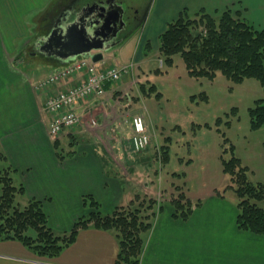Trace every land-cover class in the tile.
Returning a JSON list of instances; mask_svg holds the SVG:
<instances>
[{"label": "crops", "instance_id": "0c3cea01", "mask_svg": "<svg viewBox=\"0 0 264 264\" xmlns=\"http://www.w3.org/2000/svg\"><path fill=\"white\" fill-rule=\"evenodd\" d=\"M74 1L0 0V153L6 155L14 170L15 184L25 189L21 195L23 201H41L50 228L61 234H68L80 218L94 212L110 215L137 197L135 185L129 183L136 182L134 177L110 154L102 138H110L115 148L129 152L125 149L127 138L123 140V137L131 134L132 126L123 117H130V112L139 113L134 109V101L140 99L134 86L143 81L140 76L134 75L133 79L132 75L125 74L120 82L107 84L105 96L78 104L76 111L83 116L82 122L72 129L74 133L65 130L61 138L53 141L49 133L53 118L47 110V95L37 93V81L25 77L9 61L25 50L22 44L28 35L32 37L33 25L36 28L37 22L43 19L48 24L61 8ZM107 1L78 0L76 10ZM114 1L123 7L141 8L139 0ZM141 4H145L148 12L131 35L140 32L139 46L132 60L137 65L142 63L139 59H143L146 42L156 43L167 24L177 20L184 11L203 9L217 14L238 8L242 16H249L258 27L264 28V0H146ZM131 37L124 39L120 46ZM106 57L109 59L110 54ZM108 62L100 64V68H108ZM52 70L58 72V69ZM67 86L63 83L52 89ZM105 104L109 110L115 108V113L121 110L122 116L108 118L111 111L108 112ZM97 110L100 111L95 114ZM89 115L97 117V126L89 124ZM145 120L150 127L147 117ZM257 131L264 133V128ZM66 138L71 145H78L77 149L69 150L76 152L75 156H68L67 150L58 152ZM154 155L152 151L140 154L134 165L129 164L130 171L140 164L147 165L151 162L149 159L155 160ZM240 159L250 168L254 181L264 182V142L241 151ZM221 172L224 174L223 169ZM225 177L224 174L221 180L215 176L204 194L196 198L189 196L195 205L190 218L177 217L172 206L159 213L146 237L139 264H264V235H255L237 226V197L225 190L228 182ZM198 201L200 205L196 206ZM118 253L116 234L93 226L82 229L70 247L53 259L38 257L16 240H0V264H125L119 262Z\"/></svg>", "mask_w": 264, "mask_h": 264}, {"label": "rangeland", "instance_id": "374dc122", "mask_svg": "<svg viewBox=\"0 0 264 264\" xmlns=\"http://www.w3.org/2000/svg\"><path fill=\"white\" fill-rule=\"evenodd\" d=\"M232 10L235 12L239 9ZM244 18H248L257 28H262L258 27L249 16L244 15ZM44 25L46 27L44 34L47 35L50 25ZM30 35L27 38H30ZM139 37L140 32L121 46L114 47L109 52L111 58L109 57L108 64L119 66L131 62L134 52L139 46ZM146 44L147 46L142 51L143 59H139L142 63L138 65L134 63V68L128 76L132 75L135 79L139 75L140 79L143 80L139 85L135 84L134 86L136 91H139L140 97L139 100L134 101V109L139 110L140 115L147 117L149 122L156 126V129H154L152 125L149 124L150 127H148L146 124L152 137L151 143L146 150L135 152L131 145L130 135L126 133L123 140L127 138L125 149H128L129 152H121L120 147L115 148L114 144H111L113 140L111 141L108 137L102 139L106 149L109 150L111 155H114L116 161L120 162L125 172L134 177L136 182L129 181V183L131 186L135 185L138 197L135 203L136 207L144 203L142 206L144 207V216L150 218L147 222H152L153 226L159 213L165 207L170 208L168 207L170 206L169 203L173 196L179 192L176 188L180 187L181 192L196 198L204 194L207 185L212 183L215 176L218 179H223L224 174L221 172L220 156H223L226 160L230 159L231 156L230 153L222 155L224 149H228L233 145L235 155L240 158L241 151L252 145L259 146L261 142H264V133L251 131L250 129V108L255 107L256 100L264 97V90L262 85L254 79L234 85L221 73L217 74L218 76L214 81L190 78L180 57L176 59L177 61L173 66H168L165 63L163 64L164 60L159 52V41L152 44L146 42ZM32 52L36 51L32 50ZM32 57H34L31 59L32 62L24 67L17 66V68L25 77L29 78L30 76L33 81L38 82L49 76L51 67L45 66L47 61L42 55H32ZM9 61L16 67L14 59ZM151 86H153V89L150 88ZM105 107L108 108L106 104ZM114 110L115 108H111V110L108 108V112L111 111L108 118L122 116L121 110L117 113ZM99 111L97 110L94 113L98 114ZM139 113L138 111L130 112L132 115L123 117V120L126 118V121H130L135 114L139 115ZM92 118L95 119L96 125H98L97 117L92 115L87 117L89 124ZM74 130L68 131L74 133ZM155 130L158 133L157 135ZM254 133H257V135ZM61 134L54 138H61ZM69 135L72 136L71 133ZM54 138L51 137L53 141ZM224 140H227L226 145L223 144ZM159 145L166 147L168 160L163 158L156 160L155 150L157 148L155 146ZM77 148L78 145H71L70 140L66 138L60 148L58 147L60 149L58 152L63 153V150L69 151ZM151 151L155 154V160L149 159L151 162L147 165L140 164L135 170L130 171L129 164L130 166L134 165L133 162L136 161V157ZM158 161H160V164H158ZM122 172L124 173L123 170ZM251 179L253 178L251 177ZM225 180H228V178L225 177ZM229 183L228 180L225 185L228 186ZM231 191L234 193L232 189ZM231 191L228 190V192ZM150 200L153 203L152 208L149 209ZM15 201L21 209L27 204L22 197H18ZM259 204L263 206L264 201ZM165 212L164 210L163 213ZM54 232L56 234L63 233L59 230ZM150 232L151 229L149 232L141 233L145 245L146 237Z\"/></svg>", "mask_w": 264, "mask_h": 264}, {"label": "trees", "instance_id": "16d2710c", "mask_svg": "<svg viewBox=\"0 0 264 264\" xmlns=\"http://www.w3.org/2000/svg\"><path fill=\"white\" fill-rule=\"evenodd\" d=\"M158 41L163 64L173 66L180 57L190 78L214 81L221 73L234 85L254 79L264 90V28H257L239 11L226 9L217 14H209L203 9L184 11L177 20L167 24ZM28 57L21 50L14 59L15 66L24 67L32 62V54H28ZM45 60V66L51 69L60 66L57 62ZM150 88L153 89V86ZM255 103V107L250 108L251 131L264 128V97ZM223 142L227 144V140ZM160 148L162 158L168 160L166 147L161 145ZM227 153H230V159L220 156L221 165L230 182L226 189H232L237 197V226L243 231L264 235V207L259 204L264 201V182L251 179L250 168L235 155L233 145L224 149L222 155ZM67 154L75 156L76 152L68 151ZM59 158L64 159V156L59 154ZM13 171L6 155L0 153V240H16L38 257L53 259L70 247L82 229L93 226L116 234L119 262L140 263L145 246L141 233L149 232L152 222H147L150 218L144 216V203L136 207L138 197L110 215L94 212L80 218L68 234H56L49 226L41 201L29 200L22 209L16 205L15 200L25 194V189L15 184ZM176 189L179 192L169 204L174 207L177 217L186 220L190 218L195 205L185 192H181L180 187ZM152 203L150 200L149 209ZM197 205H200L199 201Z\"/></svg>", "mask_w": 264, "mask_h": 264}, {"label": "water", "instance_id": "95a60500", "mask_svg": "<svg viewBox=\"0 0 264 264\" xmlns=\"http://www.w3.org/2000/svg\"><path fill=\"white\" fill-rule=\"evenodd\" d=\"M77 2L78 0L71 2V5L53 20L49 33L36 45L39 49L37 54L49 60L59 61L58 69L72 64L79 57L91 58L94 63L100 62L108 52L124 41H116L119 31L125 26V9L122 4L109 0L106 4L99 3L95 7L88 5L76 10ZM147 12L148 9L142 17V22ZM30 41H33V37L27 38L22 45ZM51 73H54L52 69Z\"/></svg>", "mask_w": 264, "mask_h": 264}, {"label": "built area", "instance_id": "2783aa9c", "mask_svg": "<svg viewBox=\"0 0 264 264\" xmlns=\"http://www.w3.org/2000/svg\"><path fill=\"white\" fill-rule=\"evenodd\" d=\"M132 69L133 63L100 69L98 64L85 58L78 59L61 71L40 80L35 86V91L37 93L44 92L48 97L46 106L53 118L50 126L51 137H56L65 132L66 129H74L83 120V116L76 111L78 104L105 96L107 94V84L120 81L121 76L128 74ZM72 82H75V84L71 85ZM63 83L68 86L52 89ZM90 124L95 126L97 123L95 119H92ZM131 126L132 148L135 152L146 150L152 137L148 132L144 117L134 115L131 118ZM160 157L159 153V159Z\"/></svg>", "mask_w": 264, "mask_h": 264}, {"label": "flooded vegetation", "instance_id": "af4514ba", "mask_svg": "<svg viewBox=\"0 0 264 264\" xmlns=\"http://www.w3.org/2000/svg\"><path fill=\"white\" fill-rule=\"evenodd\" d=\"M141 2H139L138 6H140L141 8H135V9H132V6L130 5L129 6H124V9H125V13H124V21H125V26L124 28L119 31V34H118V37L116 39L117 42H119L120 40L122 39H125L127 38L128 35L131 34V32H133V30L138 26V23L142 20V17L144 16L145 14V11L147 10L146 9V6L145 4H141L142 2H145L146 0H139ZM133 2V0H132ZM134 3V2H133ZM145 6V8H144ZM65 11V9H60V12L58 14H56L55 16H53L49 23H48V26L50 25V27L52 26V22L53 20H55L58 16H60L61 13H63L62 11ZM141 12V14H140ZM47 19H43L42 22H37L36 24V28H34L33 30V33H32V37H33V40L31 43H27L23 49H25V53H26V57L28 56L27 54H37L38 52V48L36 47V45L38 44V42L44 38L43 36L46 35V33L44 34L45 32V25L44 24H47L46 21ZM43 35V36H41ZM32 50H35L36 52H32ZM39 54V53H38ZM37 54V55H38ZM41 55V54H39ZM36 56V55H35ZM53 63L55 62H59L57 61L56 59H50Z\"/></svg>", "mask_w": 264, "mask_h": 264}]
</instances>
